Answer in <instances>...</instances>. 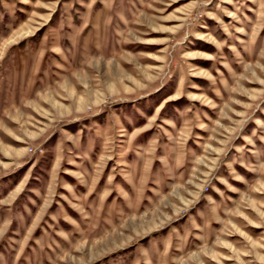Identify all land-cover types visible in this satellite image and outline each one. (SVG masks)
Wrapping results in <instances>:
<instances>
[{
	"label": "rangeland",
	"instance_id": "rangeland-1",
	"mask_svg": "<svg viewBox=\"0 0 264 264\" xmlns=\"http://www.w3.org/2000/svg\"><path fill=\"white\" fill-rule=\"evenodd\" d=\"M0 264H264V0H0Z\"/></svg>",
	"mask_w": 264,
	"mask_h": 264
}]
</instances>
